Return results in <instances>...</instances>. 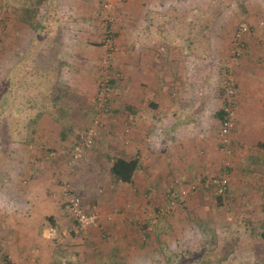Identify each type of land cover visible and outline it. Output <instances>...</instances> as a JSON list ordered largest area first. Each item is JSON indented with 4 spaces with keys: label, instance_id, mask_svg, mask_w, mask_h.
<instances>
[{
    "label": "rangeland",
    "instance_id": "rangeland-1",
    "mask_svg": "<svg viewBox=\"0 0 264 264\" xmlns=\"http://www.w3.org/2000/svg\"><path fill=\"white\" fill-rule=\"evenodd\" d=\"M49 1L0 0V93L7 83L8 69L26 55L34 38V31L19 18L31 14L40 22L51 11L46 10ZM195 1L197 9L189 13L190 1L177 0V6L186 9L184 13L176 20L172 15L166 16V22L175 21L176 28L180 25L168 37L178 34L182 38H195L197 42L196 46L180 48L181 77L188 80L190 68L196 67L201 69L198 76L202 74L204 84L208 83L207 87L198 86L202 91L206 88L200 95L206 100L199 104L203 111H200L203 118H198L199 123L192 122L183 112L179 115L181 122H191L189 126H180L179 137L181 141L193 142L192 156L184 144L180 149L187 152L188 158L183 164L191 161L193 166L189 169L184 166V172L178 174H167L159 190L146 194L150 201L145 206H133L124 199L127 185L124 181L112 183L119 192L105 203L108 206L91 205V197L86 201L81 189L84 182L93 188L94 176L84 172L88 159L93 160L87 153L99 145L97 140L102 132L109 130V122L112 126L119 124L115 127L120 129L116 144L123 150L132 145L135 120L124 109L127 81L124 69L131 50L125 40L131 36V25L125 19L127 13L121 10H131V4L137 5L134 7L137 10L146 6L137 0H83L81 10H72L70 16L64 10L54 11L48 33L36 41L37 50L34 49L33 55H38L33 60L43 71L50 67L56 75H52V81L68 92L67 115L59 118V122L55 119L60 115L53 113V105L44 93L50 85L45 88L42 80L36 78L38 75H29L35 81L22 90L38 104L31 115L45 106L47 109L39 120L55 119L57 127L64 130L72 124L65 142L69 156L60 157L62 148H42V142L23 144L15 139L0 145V264L13 260L5 251L9 247L17 249V242L30 251L41 248L50 253L53 250L57 254L55 260L60 257L61 264H68L69 260L77 264H106L110 262L106 253L113 244L121 252L128 249L124 264H166L162 252L170 264H264V240L260 236L264 230V147L260 146L264 143V0ZM163 2L151 0L149 6L160 10ZM22 5H27L24 12ZM161 19L158 14L151 16V38L162 37L158 30ZM190 22L194 27L191 28ZM241 24L247 25L248 32L240 41L237 34ZM103 75L110 76L112 83L109 109L100 113L96 103ZM205 76L209 77L206 81ZM187 80L182 79L180 91L188 90ZM228 80L236 89L232 97L226 93ZM229 102L234 114L228 144L224 145L217 112ZM177 105L182 108L183 101ZM27 114L19 116L20 125L26 124ZM96 119L98 122L94 123ZM92 124H96L97 133L94 143L75 158L78 136L85 135ZM46 129L53 133V128L47 126L37 127L36 132ZM20 145L25 150L39 147L40 153L53 150L54 155L41 154L44 165L61 161V166L48 173L51 179L48 203L30 211L24 209V195L17 193V146ZM102 160L108 166L114 162L111 156ZM140 174L146 184L156 179L147 176L142 167ZM220 175L229 178L226 192L204 186L205 180ZM95 187L104 194V183ZM128 187L132 196L139 193L135 186L128 184ZM67 188L82 198L87 212L99 214L98 225L85 232L75 229L65 195ZM172 196L175 197L173 208L162 214L161 208H168ZM17 219L21 221L19 227L25 237L22 240L17 239ZM116 223L117 228L113 226ZM37 256V253L29 255L23 264H37ZM117 257L120 259V255Z\"/></svg>",
    "mask_w": 264,
    "mask_h": 264
},
{
    "label": "crops",
    "instance_id": "crops-1",
    "mask_svg": "<svg viewBox=\"0 0 264 264\" xmlns=\"http://www.w3.org/2000/svg\"><path fill=\"white\" fill-rule=\"evenodd\" d=\"M80 1L55 0L54 3L50 0L49 5L45 7L46 10L49 11L53 7L52 3H54L56 5L55 10H64L63 13L70 16L72 10H81L79 7L84 2L83 0ZM131 1L133 2L136 0ZM150 1L151 0H137L138 3L146 6V8H141V10L135 9L134 7H137V5L134 4H131V10H126L125 8L121 10L127 13L125 19L128 22V26L131 25V36L125 40V45L131 48V50L127 56L124 69L127 73L124 92V109L125 112L131 114L135 120L133 123L135 132L133 131L132 134V145L123 150L116 144L119 133L118 130L120 129L117 130L115 127H119V124L114 123L112 126V123L109 122L107 124L109 130H106V133L102 132L97 140L99 145H97L94 150L87 153L88 157H92L93 160L91 161L88 159V166H85L84 172H86L87 175H93L94 177L92 180L95 183H93L92 188L90 184L84 182L81 190L84 192L86 201L91 197V205L104 204V206H106L107 204L105 203L114 198L119 192V189L112 185L115 180L119 181L115 177L116 172L113 170L115 161L118 158H123L129 163V166L131 165V168L124 167L125 174L129 173L131 178L130 182L124 183L127 184L124 186V190L126 191L124 199L131 201L133 206H145L150 201L146 198V194L159 190L161 182L165 180L167 174H178L179 171L184 172L182 171L184 166L185 168L187 167V169L193 166V162L191 161L187 162L186 165L183 164V161H187L188 158L186 156V151H188V153L190 152L191 156L193 154L191 152L193 148L191 144L193 145V142H189L188 140H183L185 141L183 142L181 141V137H179V131H181L179 130L180 126H189L191 122L190 120L181 122L179 115L183 112L192 122L195 121L199 123L198 118H203V116L200 115L201 108L199 104L205 99L204 96L200 95L206 91V88L204 91L200 88L207 87L208 83L205 82L204 84L203 79L200 77L202 74L198 76L201 69L199 70L196 67L194 70L190 68V77L188 80L187 78L181 77L183 60L180 48L182 46H196V39L192 37L189 39L182 38L178 34L176 35L177 37H175V35L171 38L168 37L169 33L179 28L180 25L176 28L175 21L171 22L172 25L166 22L168 18L166 16L172 15L174 20H176L177 17H180L182 13H184L182 11L186 9L183 10L180 5L177 6V0H164L163 7H161L160 10H152V6H149ZM189 1L190 6L187 9H189V13H191V10L195 11L197 9V3L195 0ZM170 10H173V12H169ZM166 13H168V15ZM156 14L159 15V18H162L158 28L162 37L158 39L151 38L150 36V31L153 28L151 16ZM136 20L138 21L137 23ZM190 25L191 28L194 27L192 22H190ZM137 31H141L142 33L140 35H134L133 33ZM182 79L188 81V90H179L181 89ZM206 79L208 80L209 77L205 76L204 80L206 81ZM198 86H200V88H198ZM209 94L211 93L209 92ZM180 100L183 101L182 108H179L177 105ZM206 103L207 101H205L204 104ZM201 113H203V111H201ZM58 122L55 119L47 121L40 119L37 122V127H52L53 133L48 129L43 132L37 130L34 142L32 143L39 144L42 142V148L44 146L45 148H62L61 152L58 151L61 153L59 154L61 155L60 157H62V155L67 157L69 155L66 153L65 142L69 134H67L64 129L57 127L59 125ZM181 144L186 146V151L184 150V152H181ZM31 146L30 148L32 149ZM37 149H39V147L34 148V150H25L22 145L17 146V193L19 192L21 195H24V209L29 211L32 210V208L35 209L38 206L42 207L48 203L46 200H49V197H51V179L48 177V173L50 171H55L57 168L56 166H61V161L53 165L49 163L45 165L42 164L44 162H42L41 154L44 155L45 153L46 155L47 152L44 150V153H40ZM110 156L114 159V162L108 166L105 163L106 161L102 159L104 157L110 158ZM141 167L147 172V176L156 177L154 182L146 184V182L142 181L140 178ZM102 183L105 185L104 194H100L98 188L95 187L96 184ZM128 184L132 187L135 186V189H137L139 193L132 196L128 192ZM53 196H55L54 193ZM121 222L124 224L126 223L125 220ZM20 223L21 221L17 219V239L22 240L25 237L23 236V230L19 227ZM113 226L117 228L118 224L116 223ZM126 233L127 232L121 234V236L123 237ZM112 236H115V233H112ZM116 236L117 238L120 237L118 235ZM128 237L127 234L126 239ZM19 245L20 243L17 242V249L9 247L5 251L6 254H10L13 258V260H9L7 264H14V261L15 264H23L29 255H34L35 253L38 254L37 264H61V262H59L60 257L55 260L57 254L53 250L50 253L41 248L39 250L30 251L26 250L24 247L21 248ZM124 252H121V249L113 244L106 253L109 255L110 261L106 264H115L116 261L120 264H124L128 249ZM162 254L164 261H166L165 263L170 264L164 252H162ZM118 255H120V259L117 257ZM68 264H77V262L74 263L70 261ZM94 264L99 263L95 262Z\"/></svg>",
    "mask_w": 264,
    "mask_h": 264
},
{
    "label": "trees",
    "instance_id": "trees-1",
    "mask_svg": "<svg viewBox=\"0 0 264 264\" xmlns=\"http://www.w3.org/2000/svg\"><path fill=\"white\" fill-rule=\"evenodd\" d=\"M52 1L55 3V0ZM54 3H52L53 7L51 8V11L47 15H45L40 22L37 21V19L33 17L31 14H24L23 15L24 17L22 19L21 17L19 18L20 21L28 25L34 31V38L27 49L26 55H24V57L21 58L20 60L16 61L8 69L7 77H6L7 83L2 89V92L0 93V145L2 143L14 141L15 139H17V142H21L23 144H30L34 142L37 122L39 118L43 116L47 108L45 106L43 108L39 107L41 109L38 110L37 114L35 115L30 114L31 111L34 109V107L38 104L36 103L35 98L33 96H31L30 94L29 95L25 94L24 93L25 89L22 90L23 88L28 87V85L33 84L35 81L34 76L31 77L29 75H33V73L35 74V77L38 75L36 78H39L40 81L42 80V85L45 86V88L47 84L50 85L48 88H46L44 93H46L45 95L49 97L53 105L54 108L53 113H58L60 115V117L55 116L57 117L55 118L57 121H60L62 117L67 115L66 108H70L67 98L68 92L63 91V89L60 88L58 84L56 85L51 79L52 75L54 77L56 76L55 72L51 71L52 69H50V67L44 69L43 71L42 66L39 67L36 66L35 61L33 60L38 55V54L33 55L37 50L36 48L37 39L42 35L48 33L49 26L51 24L49 23V20L50 18H52L54 11H56L55 10L56 5ZM29 5L31 4H28V6ZM26 7L27 5L26 6L22 5L23 12L24 10H26ZM110 82L112 83V81ZM20 90H22V92ZM20 92L21 94H19ZM19 98L21 99L18 102L17 99ZM16 100L17 103L16 105H14ZM227 105H229V103ZM25 112L28 113L27 114L28 116L25 119L26 124L20 125V123H18L19 116H22ZM217 115L220 118L221 127H222L223 123L228 119V112L226 111V107H222L217 112ZM16 117H17V121H15ZM71 125L72 124H68L64 130L67 134L71 132V129H73ZM80 141H81V136L79 135L76 144H79ZM260 146L264 147V143H260ZM51 151L53 153V150ZM52 153L48 152V155L50 154L52 155ZM54 154L55 153H53V155ZM125 166L131 168V165L129 166V163H127L123 158H118L115 161V166L113 168L114 172H116L115 177L119 181L130 182L131 180L130 174L129 173L125 174V169H124ZM227 190L228 188L226 189V191ZM219 191L222 190L219 189ZM260 236L261 239L264 240V230L260 234Z\"/></svg>",
    "mask_w": 264,
    "mask_h": 264
},
{
    "label": "built area",
    "instance_id": "built-area-1",
    "mask_svg": "<svg viewBox=\"0 0 264 264\" xmlns=\"http://www.w3.org/2000/svg\"><path fill=\"white\" fill-rule=\"evenodd\" d=\"M106 7H108V5H106ZM247 32H248L247 25L241 24L239 28V32L237 34V38L241 41L243 35H245ZM110 79H111L110 76L103 75L100 81L99 92L97 95V103H96V107L100 113L106 112L109 109L108 102L111 94ZM226 89H227L226 93L228 97L234 96L236 89L233 82L230 83V80H228L226 82ZM232 109L233 108L231 107V103L229 102V105L226 107V111L228 112V119L223 123L220 131L222 141L225 145L228 144V136L232 126V119L234 114ZM97 122L98 120L96 119L94 123ZM95 126L96 124H92L90 128L87 129L85 135L81 136L80 143L77 144L74 149L75 158H78L85 148H89L93 145L95 137L97 135ZM203 184L205 187H209V186L216 187L218 189H221L223 192H225L229 186V178L227 177V175H220L205 180ZM196 187L197 184L193 186V188ZM65 195L67 197L70 214L73 218L75 229L77 231L85 232L88 229L98 225L99 217H100L99 214L97 212H87L84 208L83 200L79 195L71 191V188H67ZM174 198L175 197L172 196L171 199L172 201L169 203L168 208H161L160 212L162 214H166L167 212L170 211L171 208H173V205L175 203Z\"/></svg>",
    "mask_w": 264,
    "mask_h": 264
}]
</instances>
